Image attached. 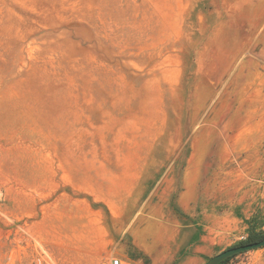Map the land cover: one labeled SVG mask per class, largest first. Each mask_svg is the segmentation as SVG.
I'll return each instance as SVG.
<instances>
[{
    "label": "rangeland",
    "instance_id": "374dc122",
    "mask_svg": "<svg viewBox=\"0 0 264 264\" xmlns=\"http://www.w3.org/2000/svg\"><path fill=\"white\" fill-rule=\"evenodd\" d=\"M206 7L0 0V264L96 243L43 221L82 198L119 216L114 240L95 234L109 260L264 264V246L212 261L264 238V56L200 30ZM36 201L42 220L7 232V209Z\"/></svg>",
    "mask_w": 264,
    "mask_h": 264
},
{
    "label": "crops",
    "instance_id": "0c3cea01",
    "mask_svg": "<svg viewBox=\"0 0 264 264\" xmlns=\"http://www.w3.org/2000/svg\"><path fill=\"white\" fill-rule=\"evenodd\" d=\"M206 6V10L203 12L197 11V16L200 17L198 21L202 24L199 27L200 30L222 33L219 36L224 40L222 45L239 48L240 55L245 54L248 48L257 47L259 48L258 54L264 56V0H206ZM241 61L244 62L243 59ZM262 61L264 62V58ZM80 200L87 213L76 210L62 220H57L55 214H50L47 221H43L47 222L49 232L55 233L57 230L64 233L82 232L88 234V237L94 239L96 243L92 240L87 241L88 244L72 241L64 244L63 249H56L55 245L49 243L47 255L43 258L44 264H109L108 253L103 251V245L99 244L101 242L97 240L98 236L95 234H111L109 238L114 240V234H120L119 216H115L113 213L111 215L97 214L103 208L102 200L95 198ZM38 202L29 204L28 209L24 204L16 202L10 207L11 209H7L6 214L9 222H5V224H13L18 227L14 230L6 229V231L18 234L19 229L22 228L18 222H26L28 217L34 214H36L35 218L31 219L30 223L42 220L40 208L43 205ZM51 202L48 201V203ZM37 231V229H33L30 235L34 236ZM129 233L135 234L132 230H129ZM139 245L141 244L139 243ZM30 253L28 258L33 256V252L30 251ZM41 256L43 257V255ZM112 257H118L122 261L124 259L117 255H112L110 259ZM17 264H22V262Z\"/></svg>",
    "mask_w": 264,
    "mask_h": 264
},
{
    "label": "water",
    "instance_id": "95a60500",
    "mask_svg": "<svg viewBox=\"0 0 264 264\" xmlns=\"http://www.w3.org/2000/svg\"><path fill=\"white\" fill-rule=\"evenodd\" d=\"M264 246V238L260 239L258 241H253V242H247L241 245H237L231 248H228L224 251H222L221 253H219L218 255H216L212 261L217 262L223 258L229 257L233 254H237V253H241V252H245L251 249H255V248H259Z\"/></svg>",
    "mask_w": 264,
    "mask_h": 264
},
{
    "label": "built area",
    "instance_id": "2783aa9c",
    "mask_svg": "<svg viewBox=\"0 0 264 264\" xmlns=\"http://www.w3.org/2000/svg\"><path fill=\"white\" fill-rule=\"evenodd\" d=\"M109 264H124L123 261L118 257H112Z\"/></svg>",
    "mask_w": 264,
    "mask_h": 264
},
{
    "label": "bare ground",
    "instance_id": "6f19581e",
    "mask_svg": "<svg viewBox=\"0 0 264 264\" xmlns=\"http://www.w3.org/2000/svg\"><path fill=\"white\" fill-rule=\"evenodd\" d=\"M143 234H139L140 237H142ZM139 237V238H140ZM141 246L148 252H151L150 248L146 244H141Z\"/></svg>",
    "mask_w": 264,
    "mask_h": 264
},
{
    "label": "trees",
    "instance_id": "16d2710c",
    "mask_svg": "<svg viewBox=\"0 0 264 264\" xmlns=\"http://www.w3.org/2000/svg\"><path fill=\"white\" fill-rule=\"evenodd\" d=\"M250 241H251L250 239H247L243 243H247V242H250Z\"/></svg>",
    "mask_w": 264,
    "mask_h": 264
}]
</instances>
